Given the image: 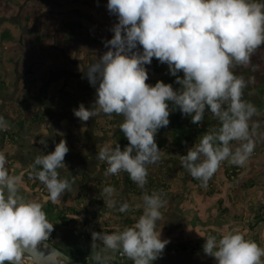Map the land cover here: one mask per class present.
<instances>
[{
  "label": "clouds",
  "instance_id": "9594fccd",
  "mask_svg": "<svg viewBox=\"0 0 264 264\" xmlns=\"http://www.w3.org/2000/svg\"><path fill=\"white\" fill-rule=\"evenodd\" d=\"M106 7L118 22L112 28V39L105 42L108 51L86 70L96 90L95 104L89 109L81 103L73 110L85 122L101 113L124 118L120 130L128 145L123 150L119 145L105 146L97 153L108 165L105 175L123 171L139 187L147 183L148 166L160 160L155 136L169 125L174 110L169 102L193 124H200L206 110L219 121L218 128L203 133L180 156L182 166L202 186H207L226 160L243 166L255 149L249 121L258 109L242 98L248 81L232 69L248 65L253 52L264 45V0H108ZM153 58L168 66L179 89L163 81L154 86L146 83V66ZM7 127L0 116V130ZM233 141L240 143L234 147ZM68 152L67 141L62 139L54 151L37 156L31 166L32 178L45 185L52 202L71 188L57 171L66 168ZM6 164L0 151V264H24V257L32 259L38 242L48 239L54 225L41 203L19 194L22 177L11 175ZM114 192L112 186L103 188L112 207L116 204L111 199ZM164 204L159 193L145 194L144 211L137 222L118 232H93V247L99 241L105 249L121 251L133 264H153L169 243L157 231ZM129 208L125 202L118 211ZM203 251L217 264H264V248L246 239L239 229L219 239L208 236ZM95 259H102L99 253Z\"/></svg>",
  "mask_w": 264,
  "mask_h": 264
},
{
  "label": "rangeland",
  "instance_id": "374dc122",
  "mask_svg": "<svg viewBox=\"0 0 264 264\" xmlns=\"http://www.w3.org/2000/svg\"><path fill=\"white\" fill-rule=\"evenodd\" d=\"M107 2L108 0H0V35L9 30L14 37L13 41L3 42L0 36V79L8 83L7 90L0 95V116L4 117L9 126L12 122L17 128L24 127L20 128L26 142L21 147L22 151L31 149L30 138L35 135L50 138L56 144L62 139L66 140L69 148L67 155L83 153L88 157L91 153L95 159L100 148L115 147L116 140L112 132L106 131V122L114 114L109 118L101 113L85 122L73 113L77 109L74 106L77 102L89 109L95 104L96 91L81 92L80 87L90 85L86 70L108 51L105 42L114 35L112 28L118 20L107 10ZM76 10L81 11V15ZM69 21L80 23L83 27L77 30L76 37L64 27V23ZM68 36L74 39L68 41ZM139 50L142 51V48ZM146 67L149 79L160 76L161 69H166L169 74L168 66H160L155 58ZM246 73L242 70L239 75L246 77ZM76 74L81 76L76 77ZM71 93L76 95L72 102L69 97ZM36 115L41 118L43 116L44 120L40 123L32 122ZM33 141L36 142L34 139ZM0 151L13 158L15 147L6 145ZM64 163L67 167L68 162ZM90 163L94 165L95 162ZM20 166V162L12 166V175L22 177ZM40 197L42 196L37 198ZM56 224L58 228L59 224ZM58 232L60 233L59 230ZM67 234H75L79 241H83L80 233L77 234L75 230L73 233L68 231ZM58 236L54 244L60 250L76 259H82L87 254L93 264L96 263L97 253L109 257L117 253L111 249H106L103 253L93 247L92 242V247L78 246L80 243L77 239L73 244L65 243ZM85 240L89 244L86 238L84 242ZM195 242L197 245L200 243H191ZM202 251L203 249H195L170 255L167 261L163 258L156 259L153 264H217L214 257L200 254Z\"/></svg>",
  "mask_w": 264,
  "mask_h": 264
},
{
  "label": "flooded vegetation",
  "instance_id": "af4514ba",
  "mask_svg": "<svg viewBox=\"0 0 264 264\" xmlns=\"http://www.w3.org/2000/svg\"><path fill=\"white\" fill-rule=\"evenodd\" d=\"M242 70L247 72V76H244V79L248 81L247 87L243 90L244 94L242 98L254 104L258 109V114L254 115L249 121L250 132H254L253 139L255 140V149L249 160L243 166L232 165L227 160L222 162L217 172L208 181L206 187L202 186L201 181L197 179L193 181V184L197 187L199 193H201V195L204 193L210 198L207 210L205 208L208 205H205V201L201 203L198 199H196L195 202L193 201L191 203V206L196 209L195 212H191L192 216H182V214L179 213V209L188 204L189 200L186 197L176 205H172L170 203L167 195L161 197L165 201L164 207L160 209L162 218L157 221V231H161V239L163 240L164 236L166 237L171 235V239L179 242L176 246H174V248L180 244L185 245V248L188 250H171L169 246H166L157 259L163 258L164 261H167V258L170 255L186 253L195 249L201 250L203 249V245L208 236L215 235L219 239L223 234L235 229H239L244 234L246 239L253 240L260 247L264 248V229L262 228L264 224H260L264 215L263 213L259 215V206H255L249 210L246 205L247 193L249 191H255L256 188H258L257 183L253 182L251 179L249 181L250 183L243 184V182L252 177L251 173H246V164L259 160L264 156V45L257 48L253 52L248 65H236L232 69L234 74L237 76H240L239 72ZM202 121L203 123L199 125V130L202 132L195 133L191 138L192 141L188 144V147L182 148L184 151L183 155H186L187 150L194 146L196 142H199V137L203 133L215 129V126H217V128L220 126L218 119L210 112L205 113V118ZM10 124L12 125L9 126L8 123V127L6 129L0 130V137L2 136L1 132L7 130L9 131L8 137L3 139L1 138L2 142L0 143V149L3 150L6 145H12L15 147V151H13V158L8 154H5L7 159L6 167L9 171L14 169L11 165L14 166V163L18 164L19 162L26 163L27 167H31L35 160L33 155L36 153L40 154L42 148L43 150L49 149L50 152L54 151L56 143H53L51 141L52 139H44L36 135L34 138L33 136L30 138L31 149L28 151H22L23 145H25L26 142L20 128L23 129L24 127L21 126L17 128L12 122H10ZM254 124H258V127L253 128ZM169 131L170 130L166 128L163 132H157L155 136V142L157 145L160 141H163L164 144L166 143ZM32 138L36 142H34ZM239 143V141H233L232 145L235 147L238 146ZM33 147L37 151L34 150ZM163 148L164 146L161 147V152L163 151ZM161 152L160 160L155 164L149 165L148 171L150 169H161L163 166L168 164L164 156L161 155ZM41 154H44V152ZM81 154L82 153H79V155ZM68 157L69 156L66 154L65 159L67 160ZM101 162L102 161L98 159L97 163L95 162L94 165H92L87 157V159L84 160V169L82 167L76 168L75 173H78L77 175H79V179L71 174L70 170L72 169V166L69 161L66 168H60L57 171L59 172L61 179L67 178L70 184L76 183L79 187H84V192L89 188L90 184H93L94 188H97L100 183H102V185L106 184V186H112L114 184L113 176L105 175L106 170H104ZM232 166H234L233 169ZM180 167L183 168L182 170H184L187 175H189V172L182 166L181 163ZM31 170H33L32 167ZM159 175L154 174L155 178H159ZM33 176L34 173L31 174V182L38 183V185H40L41 182L38 179L32 178ZM99 187L103 189V186ZM112 187L115 189V192L111 197V199L116 202L114 207L108 205L107 201L109 197H107L104 202L96 200V202H94L95 204H91L92 198L87 196L84 200V204L76 205V202H74L75 207L77 209L79 208L78 211L80 212V217L76 216L79 217L77 219H81L84 216L85 218L88 217L96 224L100 223L102 226L109 225L111 230L114 232L122 231L124 228L134 225L139 216L142 215V209L139 211L137 208H143V205L137 203V197H130L125 188L114 185ZM36 189H33V187H28L27 189L21 188V192L25 198L26 194L34 196L32 199H35L34 201L43 205V210L48 213V220H55L58 213L66 211L69 208V205L71 206L70 202H68L63 196H61L59 201L52 202L49 199V195L46 196L44 195L45 193L42 192L41 195L39 193V196L42 197L37 198L38 194L35 193ZM45 192L49 194L48 191ZM257 194L258 193L253 196ZM125 202L130 205V208L127 212L121 213L118 209L120 205ZM88 212H91V215L87 216ZM107 212L108 216H106ZM93 213H96L97 215L95 218L92 216ZM68 214L69 216L71 215L70 211H68ZM127 219H130L131 222H128ZM176 219L178 221H176ZM175 223H178V227L171 226ZM195 226L196 228H200V230H195ZM174 229L178 232H174ZM73 236L75 237V240L78 238L75 234ZM192 241H200V243L198 245L196 242L192 244ZM171 248H173V246Z\"/></svg>",
  "mask_w": 264,
  "mask_h": 264
},
{
  "label": "trees",
  "instance_id": "16d2710c",
  "mask_svg": "<svg viewBox=\"0 0 264 264\" xmlns=\"http://www.w3.org/2000/svg\"><path fill=\"white\" fill-rule=\"evenodd\" d=\"M76 13L81 15V11H79V10H76ZM64 27L68 31L71 30L75 34V37L77 36V30L80 29V28H83L80 23L77 24L76 22H71V21L65 22L64 23ZM0 36H1V40L3 42H9V41H13L14 40V37H13L12 33L9 30H6V31L2 32V34ZM73 39L74 38L72 36H68V41H72ZM163 65L164 64L160 63V66H163ZM161 72H162V74L160 76H158L157 78H154V79H148L146 81V83H148L149 85L154 86L157 81H163L166 84H172L174 90L180 88V85H178V84H176L174 82L176 78L171 76L170 74H168V71L166 69H161ZM72 74H74V73H71V75ZM178 75H180L181 78L183 77V73L182 72L178 73ZM72 76H75V75H72ZM80 76H81L80 74H76V77H80ZM7 88H8V83L6 81L0 79V95L5 93ZM91 90L94 91V92L96 91L95 88L93 86H91V85H84V86L80 87V91L81 92H83V91L86 92V91H91ZM69 97H70L71 102H72V101H74L76 95L71 93L69 95ZM79 105H80L79 102L74 104V106L76 108H78ZM169 107H170V109H174V110H172L170 112V116H169L170 123H169V125L167 127L160 128L158 131H162L163 132L166 128H168L175 135L174 141H173L174 144H176L178 146L188 147V144L192 141L191 138L194 136V134L197 133V132L198 133L202 132L201 130H199V125L201 123H203V121H201L199 125L193 124V123H191V118L188 117V116L182 115L181 112L179 111V109L178 108H174V106L171 104V102H169ZM205 113H209V111L206 110ZM42 118H43V116H42ZM42 118H41V116H39V117L37 116V117L32 119V122L40 123L41 121L44 120ZM123 119H124L123 116L114 114V116L111 119H109V121L106 122V126H107L106 131L107 132H112V136L116 140L115 146L119 145L121 150H123L124 147L127 146L128 143H129L128 140L126 139V137L124 136L123 132L120 130V124L123 122ZM215 128H217V126H215ZM1 134H2V136L0 137V143L2 142L1 138L3 139L5 137L9 136V131L8 130L7 131H3V132H1ZM165 144H164L163 141H160L159 144L157 145L159 150L161 149L162 146H165ZM42 151H43V148H42ZM12 166L13 165H11V167ZM102 166L104 167V170H106L107 167H108V165H107V163L105 161L102 162ZM233 168H234V166H232V169ZM20 171H23L22 172V183H27V186H26L25 189H27L28 187L29 188L33 187V189L34 188L36 189L38 187L35 190V193H37L38 196H39V193L41 195L39 186L41 188L44 184L40 183V185H38V183H32L31 182V178L30 177H31V174L34 173L33 170H31V167L25 166V167L21 168ZM9 172H10L11 175L13 174L12 171H9ZM112 176H113V180H114V184L113 185L114 186H119L121 188L122 187L125 188L127 190V194L130 195V197H133V196L136 197L135 195H138L139 192L142 189L141 187H139L135 182H133L130 179L128 173H126V172L122 171L118 175H112ZM153 181H154V179L151 178L148 175L147 176V183L144 185V187L148 186L151 189H154L156 184H154ZM193 181H195V179H193ZM22 183L19 186V194L20 195H23L22 192H21V188H24V187H22ZM99 185L97 186L96 189H94V195H93V197L91 199V201H92L91 204L92 203L95 204L94 202H96V200L104 202V200L107 198V196L104 193H101L102 188H100ZM104 187H106V184L103 185V188ZM43 192L45 193L44 195H46V196L49 195L45 191H43ZM146 193H148V192H146ZM25 194H26V192H25ZM33 197L34 196H31L30 194H26V198L25 197L24 198L26 200H33L32 199ZM89 201H90V199H89ZM137 209L139 211L142 209V214H143L144 207L143 208L139 207ZM78 210H79V208L77 209L75 206H70L66 211H61L60 213H58L56 215V217H55L56 218L55 220H52V219L49 220V222L52 223L54 225V227H53V231L51 232L50 236L48 237V240L56 242V239H58L57 238L58 237L57 236L58 230L60 231L62 228L61 229H60V227L57 228L56 227V222H60L62 226L67 227V228L69 226H71V224L76 223V221H77L76 220V216L80 215V212ZM68 211H70V213H71L70 216L68 214ZM46 215L48 217V213L47 212H46ZM89 215H91V212L87 213V216H89ZM92 216L95 218L97 215H96V213H93ZM82 218H83V220H82L81 224H82L83 230L89 229L90 230L89 231V235H92L93 232H102V233H112V232H114L113 230H111V227L109 225L101 226L100 223L96 224L91 219H89L88 217L85 218V216H84ZM127 221L131 222L130 219H127ZM68 231H69L68 229H67V231H65L66 235L67 236H71V234H69V235L67 234ZM97 242H99V241H97ZM169 248L171 250L172 249H174V250H182V249L185 250L186 249L185 245H180V244L177 247H175V248L174 247L173 248L169 247ZM186 250H188V249H186ZM118 252L116 253L115 258H113V256L112 257L108 256V257H105L100 262H96V261H94V262H96L95 264H103V263L109 262V261L110 262H114L116 260L117 255H118ZM79 260H81L83 262H86V263L93 264L86 257H83L82 259L80 258ZM126 261H127L128 264H133V261L130 260L128 257L126 258Z\"/></svg>",
  "mask_w": 264,
  "mask_h": 264
},
{
  "label": "crops",
  "instance_id": "0c3cea01",
  "mask_svg": "<svg viewBox=\"0 0 264 264\" xmlns=\"http://www.w3.org/2000/svg\"><path fill=\"white\" fill-rule=\"evenodd\" d=\"M47 98H48V96L46 94L45 100H47ZM32 100H34V98ZM34 101L37 102V100H34ZM37 116L38 115H36L35 117H37ZM35 117L33 116V118H35ZM174 137H175L174 133L169 131V135L167 137L166 144H165V146L163 148V151L161 152L162 153L161 155L164 156V158L167 160L166 162H168V164L166 166H163L161 169H153V170L150 169L148 171V173H149L148 175L151 178L154 179L153 183L156 184V186H155L156 189L157 188H158V190H159V188L160 189L161 188L165 189V191H166L165 195H167L169 197L170 203L172 205H176V204L180 203L181 200L183 198H185L186 196H188L191 199H193L194 202L196 201V199H198V201L201 202V203L203 201H205V205H208L209 204V200H210L209 196L204 194V193L201 195V193H199V191L197 190V187L193 184L192 176L190 174L187 175L186 172L184 170H182L183 168L180 167V163H181L180 162L181 161L180 156L183 155L184 151L182 150L183 146H178V145L174 144V142H173L174 141ZM42 152H44V154H48V153H50V150L49 149L43 150V151L41 150V153ZM40 154L36 153L35 155H33L34 159L37 156L44 155V154H41V155ZM68 156H69L68 159L67 160L65 159V160L67 162L69 161L71 163L72 169L70 170V172H71V174H73L74 176L78 177V179H79V175H77L78 173L77 174L75 173L76 172V168L77 167H82L84 169V160H86L87 157L83 153L81 155H79V154L69 155L68 154ZM88 160L90 162L93 161V162L97 163V160H98L97 154H96V158L94 159V155L90 153V155L88 156ZM25 166H26V163H21L20 168H23ZM152 173H153V175H152ZM159 173H160V175H159ZM154 174H158L159 178H155ZM22 185H23L24 188H26L27 183H22ZM100 185L103 186L102 183ZM262 185L264 186V181L262 182ZM168 188H171V189L168 190ZM39 189H40L41 193L43 191H47L45 185H43L41 188L39 186ZM185 189H188V192L184 194L183 192H184ZM89 192H90V188H88L84 192V187H79V185H77L76 183H72L70 190L65 192L62 196L64 198H66L68 202H70L71 206H75L74 202H76V205L84 204V200L86 199L87 196H89ZM140 192L142 193V195H141V197H139L137 199V203L138 204L141 203V202L143 203V196L145 194H148V193H146L147 191L145 190L144 186L142 187ZM72 193H74V194H72ZM258 193L259 194H257V195L260 196L259 199L260 198L262 199L263 197L261 195L264 194V190L263 191H259ZM73 196H77V197H73ZM248 201L249 200L246 201V205L248 206V208L250 210L251 208H253L255 206L253 205V203L250 204L251 205L250 206ZM254 204H256V203L254 202ZM69 207H70V205H69ZM208 207H209V205L205 209L207 210ZM77 218H79V217H76V220H77L76 223L71 224V226H69L68 228L62 226L60 222H56V223L59 224L60 229L62 228L60 230V233L59 232L57 233V236L60 235V239L62 241H64L65 243L75 242V237L73 236L74 234H71V236H67L66 233H65V231H67V229L69 231H71L72 233H73V230H75L77 232V234L80 233V235L83 238V241L77 240L80 243L78 246H80V245H82V246L89 245V246L92 247L91 244H93L94 242L92 240V236L89 235V231L90 230L89 229L83 230V227H82V224H81L83 218L82 219H77ZM52 220H54V219H52ZM104 220H105V218H104ZM176 221H178V220L176 219ZM177 225H178V223H175V224H173L171 226L176 227ZM56 227H57V224H56ZM262 228L264 229V225L262 226ZM77 229H79V230H77ZM194 229L195 230L197 229V231L200 230V228H196V226L194 227ZM174 232H178V231L176 229H174ZM88 236L91 237V240H88V238H89ZM170 236L171 235L166 236V237L164 236L163 240L169 241V243H167L166 246H169V247L173 246L174 247L179 242L176 241V240L171 239ZM57 238H59V236ZM84 238L87 239L89 244L86 242V240L84 242ZM52 242H54V241H52ZM95 243H96L95 247L98 250H102V252L104 253V250H106V249H105L103 243L102 242H97V241ZM100 246L102 247L101 249H100ZM118 251L119 250H116V252H118ZM201 253H204V251L200 252V254ZM84 256L89 259V256L87 254H85ZM115 256H116V253L113 254V258H115ZM105 257H108V256H105V255L102 254V256H101L102 259L100 261H102ZM95 261L96 262H100V261H97V260H95Z\"/></svg>",
  "mask_w": 264,
  "mask_h": 264
},
{
  "label": "water",
  "instance_id": "95a60500",
  "mask_svg": "<svg viewBox=\"0 0 264 264\" xmlns=\"http://www.w3.org/2000/svg\"><path fill=\"white\" fill-rule=\"evenodd\" d=\"M264 143V140H263ZM264 150V149H263ZM259 165V166H258ZM246 173H251L252 177H250L247 181L243 182V184H247L250 183L249 181L252 179L253 182L257 183V187L255 191L252 192H248L247 193V197H246V201L249 200V205L253 203L254 206H259V210L260 213L259 215H261L263 213L264 215V194H262L261 196L263 197L262 199H259V195H255L254 194L258 193L259 191H263L264 190V186L262 185V182L264 181V156L261 157V159L259 160H255L252 161L250 163L246 164ZM90 188V192H89V197L92 198L93 197V192H94V187L93 184H90L89 186ZM171 188H168V190H170ZM145 190L148 192V194H152L153 192H157L162 196L165 195L166 191L165 189H160L158 190V188H154L151 189L150 187H145ZM188 192V189L184 190V194ZM101 193H103V189L101 190ZM149 194V195H150ZM259 194V193H258ZM142 193L139 192L138 195H135L137 197V199L139 197H141ZM73 197H77V196H73ZM187 199L189 200L188 204H186L185 206L181 207L179 209V213L182 214V216H192L191 212H195L196 209L194 207L191 206V203L193 202V199H191L190 197L186 196ZM251 198V199H250ZM254 202L256 204H254ZM140 205H143V203H139ZM251 206V205H250ZM260 224H264V218L261 220ZM37 252H35L32 256V259L30 260L28 256L24 257V264H33V261L35 262V264H90V263H86L83 262L79 259H76L72 256H70L69 254L63 252L62 250H60L55 244L54 242L50 241V240H46V241H40L37 244Z\"/></svg>",
  "mask_w": 264,
  "mask_h": 264
},
{
  "label": "built area",
  "instance_id": "2783aa9c",
  "mask_svg": "<svg viewBox=\"0 0 264 264\" xmlns=\"http://www.w3.org/2000/svg\"><path fill=\"white\" fill-rule=\"evenodd\" d=\"M119 174V173H118ZM118 174H115V175H118ZM99 233V232H98ZM126 258L127 256L122 254L121 251L118 252V255L116 257V260L114 262H105L103 264H128L127 261H126Z\"/></svg>",
  "mask_w": 264,
  "mask_h": 264
}]
</instances>
